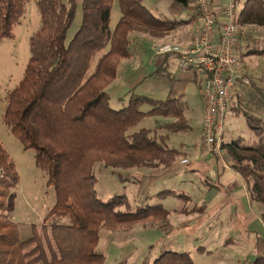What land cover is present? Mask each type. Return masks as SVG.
Returning <instances> with one entry per match:
<instances>
[{
	"label": "trees",
	"instance_id": "trees-1",
	"mask_svg": "<svg viewBox=\"0 0 264 264\" xmlns=\"http://www.w3.org/2000/svg\"><path fill=\"white\" fill-rule=\"evenodd\" d=\"M26 1L0 0V39L14 36ZM114 1L82 0V23L69 41L78 0L37 1L41 27L30 38V60L23 79L7 95L3 117L23 146L35 150L36 164L55 187L56 203L41 230L35 225L27 239L20 237L15 224L0 221V264H107L106 255L97 250L102 228H131L146 219L164 221L171 214L162 205L122 211L119 207L126 200L120 195L103 201L97 194L94 165L103 162L126 172L160 169L187 155L182 143H169L172 134L193 128L178 98L157 99L135 92L113 95L107 88L116 80L122 60L132 56L135 33L161 38L194 20L158 17L145 0H118L121 17L112 30ZM172 1L187 7L193 0ZM238 23L245 38L249 37L246 26H264V0H249ZM246 53L264 54V49ZM161 72L162 67L150 75ZM239 91L236 105L242 103ZM113 101L120 107H114ZM156 116L170 121L134 129L145 118ZM246 118L256 142L245 143L239 136L224 141L223 150L244 180L250 200L264 203V118L255 114ZM161 127L165 132L160 134ZM4 183L16 187L19 173L0 142V184ZM158 194L182 196L173 189ZM52 216L67 217L69 222L47 224ZM260 217L264 223V211ZM170 226L167 221L160 228ZM251 263L264 264V254ZM151 264L196 263L188 251H165Z\"/></svg>",
	"mask_w": 264,
	"mask_h": 264
},
{
	"label": "rangeland",
	"instance_id": "rangeland-1",
	"mask_svg": "<svg viewBox=\"0 0 264 264\" xmlns=\"http://www.w3.org/2000/svg\"><path fill=\"white\" fill-rule=\"evenodd\" d=\"M37 1H26V11L14 27V36L0 39V142L11 155L19 173L16 187L0 184V221L15 224L22 239L32 235L35 225L41 230L45 217L56 203L55 187L48 183L47 173L36 164L35 150L23 146L3 117L7 95L23 79L30 60V38L41 27ZM144 3L156 16L162 17L161 7L155 6V0H145ZM245 3L239 0L237 10H242ZM166 13L170 17L188 18L183 11ZM82 16V0H78L76 18L68 31L67 41L78 31ZM120 17V6L115 0L110 22L112 30ZM245 31L249 32V37L244 36L240 41L239 59L249 83H241L242 103L232 106L226 115L224 139L229 142L242 136L245 143L253 144L257 138L248 125L246 114L264 118V54H247L246 51L264 49V26H247ZM139 36H145L142 42L138 40ZM167 36L157 38L135 33L132 37L138 39L132 46L133 54L122 60L117 78L107 90L113 95L135 92L157 99L178 98L193 128L172 134L169 143L174 146L182 143L185 151L200 155L201 167L196 168L198 163L189 164L192 162L191 154L175 166L130 172L97 162L94 165L96 189L103 201L120 195L126 200L119 207L122 211L136 212L148 205H162L171 211L164 221L146 219L131 228H102L97 250L106 255L107 264H151L165 251H188L196 264H252L256 235L264 238V223L260 216L252 217L251 211L260 215V211H264V203L254 202L250 208L246 200L245 206H241L239 198L236 204L228 200L219 202L217 197L224 192L218 188V158L231 167L232 161L224 150L221 154H214L204 149L201 138L204 99L199 80L193 72L185 74L171 61L174 54L155 58L153 46L157 42L177 43ZM161 67V75H150ZM234 99L235 104L238 103L236 94ZM112 105L120 107L117 101ZM165 121L170 119L147 117L134 129L154 127ZM164 132V128L158 129V133ZM183 159H188V162L181 163ZM166 189L176 190L182 196L158 194ZM206 202L218 204V207L205 209ZM56 220L69 222L67 217L55 216L46 222L50 224ZM167 221L173 224L172 229L171 226L160 228Z\"/></svg>",
	"mask_w": 264,
	"mask_h": 264
},
{
	"label": "built area",
	"instance_id": "built-area-1",
	"mask_svg": "<svg viewBox=\"0 0 264 264\" xmlns=\"http://www.w3.org/2000/svg\"><path fill=\"white\" fill-rule=\"evenodd\" d=\"M221 2V0H219ZM197 17L191 41H159L155 57L174 54L178 68L193 72L204 99L202 141L205 151L223 152L225 119L237 86L249 83L239 59V12L236 0L217 6V0H195ZM188 162L183 159L181 163ZM257 252V250H256Z\"/></svg>",
	"mask_w": 264,
	"mask_h": 264
},
{
	"label": "crops",
	"instance_id": "crops-1",
	"mask_svg": "<svg viewBox=\"0 0 264 264\" xmlns=\"http://www.w3.org/2000/svg\"><path fill=\"white\" fill-rule=\"evenodd\" d=\"M170 1H172V0H170ZM170 1L169 0H155V6L161 7V11L160 12H162V16L170 17L169 15H166L167 14L166 12H170V14H172V12H174V11L175 12H182L183 11L188 16V18H186L187 20L193 18L194 21L189 23V24H187V25H185V26H182V27L178 28L177 30L174 31V33L172 32L170 35H168L167 38L171 39L172 41H177V42H180V43H187V42L191 41L192 35L194 33L195 25H196L197 8H196L195 0H193L187 7H184V6H182L181 4H179V3L175 2V1L174 2L176 4H173L174 2H170ZM227 1L228 0H221V2H219V0H217V2H218L217 6L225 5L227 3ZM238 1L239 0H236V2H238ZM244 1L246 2L244 6H246L247 2L249 0H244ZM238 12L240 14L241 10H238ZM170 18H174V17H170ZM242 39H243V37H241V33H240V29H239V44H240V41ZM142 40H141V42H142ZM239 47H240V45H239ZM173 59L174 60H171V61H174L175 65H177L176 64L177 60L175 58H173ZM166 61L169 62V60H166ZM240 86H241V84H239L237 86V90L241 89ZM234 104H235V99L233 101L232 106ZM203 115H204V111H203ZM186 116L189 119L187 114H186ZM202 128H203V124L201 126V138H202ZM190 154L191 153H189L187 151V155L185 157H188ZM191 155L192 156H189V157H190L192 162L189 163V164L198 163V165H196V168L201 167V165H200L201 163L200 162H202V161H200V160L202 158H200V155L199 156L198 155H194L193 153ZM218 163H220V171H219V174H218V177H219V187L218 188H219V190L224 192V194L222 196H218L217 197V198H219V202L221 203V202H225V201L228 200V201L231 202V204H236V203H239V201H237L238 198H239L240 201H241L240 202L241 206H243V207L245 206V203H246L245 200H246L248 205H250V208H251L252 204L254 202H252L250 200L247 187H246V185L244 183V180L240 176V174L237 171H235L230 165H227L225 162L223 163V161L220 158H218ZM173 166H175V164ZM236 183H238L240 185L236 186L235 185ZM214 202H216V200H214ZM204 206H205V209L206 208H210V206L212 208H216V207H218V204L214 205L213 202H206V203H204ZM251 216L252 217L253 216L254 217L258 216L259 217L260 215H259V213H255L254 211H251ZM189 218L190 217H188V219ZM256 238H257L256 246L253 249V254L255 256L258 255V254H264V238H262L261 236H258V235H256ZM256 250H257V252H256Z\"/></svg>",
	"mask_w": 264,
	"mask_h": 264
}]
</instances>
